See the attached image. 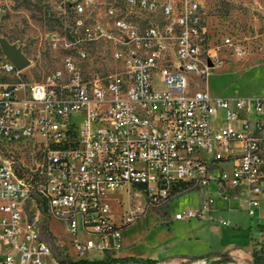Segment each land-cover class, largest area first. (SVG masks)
<instances>
[{
	"label": "built area",
	"instance_id": "2783aa9c",
	"mask_svg": "<svg viewBox=\"0 0 264 264\" xmlns=\"http://www.w3.org/2000/svg\"><path fill=\"white\" fill-rule=\"evenodd\" d=\"M52 2L62 65L37 80L1 61L11 77L0 80V264H62L50 220L81 258L115 257L124 228L190 188L209 195L175 218L230 226L212 215L213 183L254 215L264 200V97L210 93L224 50L244 51L231 34L213 39L202 0ZM105 60L111 70L94 65ZM14 147H30L32 161ZM118 190L120 223L109 202Z\"/></svg>",
	"mask_w": 264,
	"mask_h": 264
},
{
	"label": "rangeland",
	"instance_id": "374dc122",
	"mask_svg": "<svg viewBox=\"0 0 264 264\" xmlns=\"http://www.w3.org/2000/svg\"><path fill=\"white\" fill-rule=\"evenodd\" d=\"M53 0H0V36L7 37L22 47L30 58V63L22 68L23 76L27 79H41L48 72L62 65L65 52L55 50L50 43L51 32L63 23L57 19L53 10ZM205 20L213 39L218 36L231 34L241 43L243 55H237L225 49V62L211 69L207 83L212 95L262 96L264 97V0H202ZM226 55V56H225ZM4 53L0 44V80L11 76L1 67ZM114 63L110 60L94 62L105 70H111ZM90 65V63H89ZM201 81L199 77L194 82ZM157 86H163L157 83ZM16 156L26 157L32 161L30 147L15 148ZM230 170V162L222 163ZM215 197L212 215L216 219L224 218L231 225H221L212 221L217 227L212 236L213 250L238 248L233 254L221 259L212 257L189 258L181 261H125L118 264H225L226 261H237L241 264H264V200L254 215L240 205V198L232 196L229 200L217 196L215 184L211 186ZM209 195L207 188H190L173 194L168 207L153 209L140 217L128 229V242L122 238L123 244H130L136 253L145 254L149 249L158 248L166 253L172 252L176 246L169 242L168 223H161L164 211L175 215L188 207H197ZM109 202L114 219L121 222L123 192L118 190L110 194ZM262 222V223H261ZM261 223L259 226L258 224ZM59 221L50 220L51 234L47 235L54 244L56 252L66 255L70 264L81 257L66 244L67 232ZM1 249L8 245L0 243ZM68 251V252H66ZM93 253H91L92 255ZM90 258V257H83Z\"/></svg>",
	"mask_w": 264,
	"mask_h": 264
},
{
	"label": "crops",
	"instance_id": "0c3cea01",
	"mask_svg": "<svg viewBox=\"0 0 264 264\" xmlns=\"http://www.w3.org/2000/svg\"><path fill=\"white\" fill-rule=\"evenodd\" d=\"M159 221L161 223H168L169 242H172L173 245H179L176 246L172 252L164 254V251L155 248L148 249L143 255H136L128 243L115 254V257L123 258L124 261L138 262L151 259L158 262H175L189 258H218L223 252L233 254L234 251L241 250L238 248H227V246L223 250H213L212 236L215 234L217 227L212 221L197 217L177 219L174 215L170 214L168 210L164 211L163 217H161ZM261 223H259L258 226ZM122 238H125L127 242L129 241L127 227L123 229Z\"/></svg>",
	"mask_w": 264,
	"mask_h": 264
},
{
	"label": "water",
	"instance_id": "95a60500",
	"mask_svg": "<svg viewBox=\"0 0 264 264\" xmlns=\"http://www.w3.org/2000/svg\"><path fill=\"white\" fill-rule=\"evenodd\" d=\"M4 14V11H0V17ZM0 44L3 53L11 59L15 65L22 69L29 65L30 58L25 54L22 47L19 46L16 42H11L7 37L0 36ZM225 264H241L237 261H228Z\"/></svg>",
	"mask_w": 264,
	"mask_h": 264
},
{
	"label": "trees",
	"instance_id": "16d2710c",
	"mask_svg": "<svg viewBox=\"0 0 264 264\" xmlns=\"http://www.w3.org/2000/svg\"><path fill=\"white\" fill-rule=\"evenodd\" d=\"M228 255V252H223L220 254V259L225 256ZM58 258L60 259V261L62 262V264H70L71 262L66 259L63 255H60L59 253H57ZM80 263V264H118V263H123L125 262L123 258L120 257H113L110 254H107L106 256H104L103 258H81L77 261H73V263ZM228 262V261H226ZM225 262V263H226Z\"/></svg>",
	"mask_w": 264,
	"mask_h": 264
}]
</instances>
